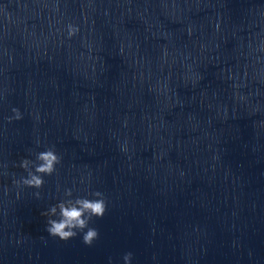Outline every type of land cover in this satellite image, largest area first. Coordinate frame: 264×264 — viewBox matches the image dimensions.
Returning <instances> with one entry per match:
<instances>
[{
  "label": "water",
  "instance_id": "obj_1",
  "mask_svg": "<svg viewBox=\"0 0 264 264\" xmlns=\"http://www.w3.org/2000/svg\"><path fill=\"white\" fill-rule=\"evenodd\" d=\"M51 146L41 198L17 199L14 165ZM69 188L106 198L92 247L45 231ZM127 252L264 264V0H0V264Z\"/></svg>",
  "mask_w": 264,
  "mask_h": 264
},
{
  "label": "clouds",
  "instance_id": "obj_2",
  "mask_svg": "<svg viewBox=\"0 0 264 264\" xmlns=\"http://www.w3.org/2000/svg\"><path fill=\"white\" fill-rule=\"evenodd\" d=\"M69 38L75 36L79 28L73 24L67 25ZM23 113L17 107L11 108L8 121L22 120ZM35 119H39L38 116ZM37 148L41 147V140L37 137L34 141ZM126 151V148H122ZM32 158H23L15 167L24 174H13L12 183L16 189V198L20 199L24 189L33 191L35 199L41 198V189L45 185V178L53 176L62 164V157L56 152L55 146L44 147L41 151H29ZM82 183L84 181H81ZM57 191H60L58 186ZM108 204L104 194L100 191L90 192L86 195L73 197L72 189H64L63 198L49 206L41 213L46 218L45 231L48 237L62 243L80 237L81 243L92 247L99 239L100 233L91 226L94 220L103 219L107 212ZM123 264H133V254L127 252L122 257ZM111 264V261H109Z\"/></svg>",
  "mask_w": 264,
  "mask_h": 264
}]
</instances>
